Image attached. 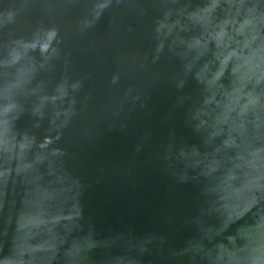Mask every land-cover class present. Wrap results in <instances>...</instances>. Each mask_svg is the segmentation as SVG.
Returning <instances> with one entry per match:
<instances>
[{"label": "water", "instance_id": "obj_1", "mask_svg": "<svg viewBox=\"0 0 264 264\" xmlns=\"http://www.w3.org/2000/svg\"><path fill=\"white\" fill-rule=\"evenodd\" d=\"M0 264H264V0H0Z\"/></svg>", "mask_w": 264, "mask_h": 264}]
</instances>
